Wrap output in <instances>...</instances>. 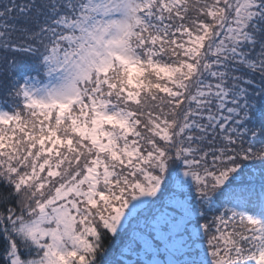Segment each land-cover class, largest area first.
<instances>
[{"label": "snow or ice", "instance_id": "1", "mask_svg": "<svg viewBox=\"0 0 264 264\" xmlns=\"http://www.w3.org/2000/svg\"><path fill=\"white\" fill-rule=\"evenodd\" d=\"M0 264H264V0H0Z\"/></svg>", "mask_w": 264, "mask_h": 264}]
</instances>
